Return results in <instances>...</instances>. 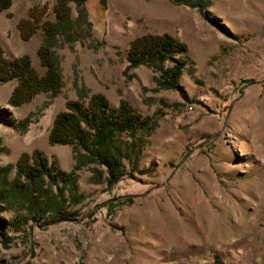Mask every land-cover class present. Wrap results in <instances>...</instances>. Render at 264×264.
Returning <instances> with one entry per match:
<instances>
[{"label": "rangeland", "instance_id": "1", "mask_svg": "<svg viewBox=\"0 0 264 264\" xmlns=\"http://www.w3.org/2000/svg\"><path fill=\"white\" fill-rule=\"evenodd\" d=\"M191 1L70 0L69 28L48 39L39 27L23 39L17 23L40 5L53 19L54 0L0 12L4 53L42 73L46 43L61 77L57 94L18 105L7 102L17 80L0 81V264H264V0ZM162 32L186 45L163 61H183L185 97L158 86L149 63L126 67L133 37ZM93 92L148 117L134 135L112 136L110 182L97 158L48 140L65 100L86 104ZM34 148L73 179L13 184L17 156Z\"/></svg>", "mask_w": 264, "mask_h": 264}, {"label": "trees", "instance_id": "2", "mask_svg": "<svg viewBox=\"0 0 264 264\" xmlns=\"http://www.w3.org/2000/svg\"><path fill=\"white\" fill-rule=\"evenodd\" d=\"M70 0H54L52 5L53 19H42L45 6H34L29 16L18 20L17 28L23 39L28 38L36 28H40L44 38L48 39L59 30L69 28V6ZM80 6L84 0H73ZM186 3H193L191 0H183ZM11 0H0V12L10 5ZM82 6V5H81ZM186 45L177 41L167 32L143 33L133 37L127 49V68L138 63L146 62L157 68L160 72L156 78L158 86L163 88L176 89L182 97L185 94L177 83L183 61L177 59L171 64L163 65V61L171 58L172 55L183 53ZM36 54L39 63L44 67L42 73L36 72L30 65L27 55L7 56L0 45V81L11 78L17 80L11 89L7 102L11 105H18L28 101L38 92H46L55 95L61 87L60 73L56 67L54 53L48 44L41 43ZM147 116H141L135 112L124 98H120L115 109L108 107L107 98L100 92H93L83 104L79 99H66L64 109L57 111L52 119L48 130V140L51 143L75 145L86 151L88 157L97 158L109 169L108 181L116 178L118 158L116 153L109 150V144L115 133H127L134 135L140 127H146ZM15 175L13 184L19 187H28L43 174L49 178H58L62 182L73 179L69 171L58 170L53 161H48L38 148L30 152L21 151L15 160ZM27 180V183H25ZM36 190V185L30 187ZM6 191L0 188V200H4ZM72 213L59 211L57 218H70ZM18 219L8 220L10 225H15ZM0 236L4 235L0 227Z\"/></svg>", "mask_w": 264, "mask_h": 264}]
</instances>
